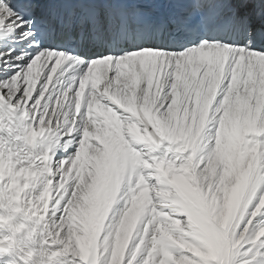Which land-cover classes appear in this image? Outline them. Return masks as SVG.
Masks as SVG:
<instances>
[{"label":"snow or ice","instance_id":"6c2138e0","mask_svg":"<svg viewBox=\"0 0 264 264\" xmlns=\"http://www.w3.org/2000/svg\"><path fill=\"white\" fill-rule=\"evenodd\" d=\"M5 206L46 264H264V0H0Z\"/></svg>","mask_w":264,"mask_h":264},{"label":"bare ground","instance_id":"6f19581e","mask_svg":"<svg viewBox=\"0 0 264 264\" xmlns=\"http://www.w3.org/2000/svg\"><path fill=\"white\" fill-rule=\"evenodd\" d=\"M55 79V78H54ZM38 87V85H37ZM51 87V85H50ZM16 116V114H13ZM18 117V116H17ZM7 119V117H5ZM4 138L9 140L8 135ZM18 147H23V142L10 141ZM31 150V146H29ZM35 151H41L42 145L37 141ZM0 215H8L7 207H0ZM23 224L24 227L19 232H14L13 229L18 225ZM51 226L47 220L40 221L38 217H26L24 212L15 213L13 218L3 226H0V240L11 238V247L8 243L0 245L7 248V251L0 252V264H25V255L32 253L28 258L27 264H46L44 253L58 250L57 246L50 244L49 233Z\"/></svg>","mask_w":264,"mask_h":264},{"label":"clouds","instance_id":"9594fccd","mask_svg":"<svg viewBox=\"0 0 264 264\" xmlns=\"http://www.w3.org/2000/svg\"><path fill=\"white\" fill-rule=\"evenodd\" d=\"M6 224V223H5ZM5 224H3V225H5ZM2 225V226H3ZM9 239L8 238H6L5 240H0V245H3V244H5V243H8L9 244ZM28 258H29V255H28V253L25 255V257H24V259H25V264H27V261H28Z\"/></svg>","mask_w":264,"mask_h":264}]
</instances>
